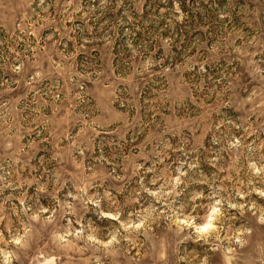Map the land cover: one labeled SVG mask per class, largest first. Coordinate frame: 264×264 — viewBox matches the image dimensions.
Segmentation results:
<instances>
[{"label":"rangeland","instance_id":"1","mask_svg":"<svg viewBox=\"0 0 264 264\" xmlns=\"http://www.w3.org/2000/svg\"><path fill=\"white\" fill-rule=\"evenodd\" d=\"M0 264H264V0H0Z\"/></svg>","mask_w":264,"mask_h":264}]
</instances>
